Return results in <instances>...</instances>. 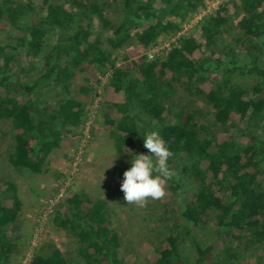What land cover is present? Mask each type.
Listing matches in <instances>:
<instances>
[{"label": "trees", "instance_id": "trees-1", "mask_svg": "<svg viewBox=\"0 0 264 264\" xmlns=\"http://www.w3.org/2000/svg\"><path fill=\"white\" fill-rule=\"evenodd\" d=\"M216 1L0 0L6 33L0 43V121L12 133L10 165L49 171V157L65 133L74 134L84 122L105 63L110 73L104 90L124 95L105 113L115 151L147 153L146 130H157L167 142L174 175L166 183L175 198L169 212L176 223L157 241L152 264H242L240 249L264 246V0H219L187 34L148 55ZM95 19L102 24L96 33ZM20 52L29 59L15 74ZM82 72L88 82L79 85L83 97L77 98L70 94ZM166 74L170 78L162 81ZM245 75L255 81H237ZM175 85L202 96L215 122L229 125L209 131L197 108L174 97ZM0 192V264H9L16 240L7 228L17 221L22 198L14 179L0 177ZM62 206L53 221L75 238L76 256L54 246L36 251L27 264H125L123 235L105 198L70 187ZM209 226L212 236L202 243L197 232Z\"/></svg>", "mask_w": 264, "mask_h": 264}, {"label": "rangeland", "instance_id": "rangeland-1", "mask_svg": "<svg viewBox=\"0 0 264 264\" xmlns=\"http://www.w3.org/2000/svg\"><path fill=\"white\" fill-rule=\"evenodd\" d=\"M218 1L209 4L205 11L192 18L190 22L184 23L181 29L182 34H187L200 16L210 11ZM68 6L71 7L70 4ZM161 6L162 3L158 2L156 8L159 9ZM235 21L234 18L231 19V24H234ZM3 27L0 23V43L5 41L6 36ZM93 28L95 33L102 31L101 22L95 19ZM235 30L237 31V28ZM105 36L106 34L103 37ZM171 38H161L148 51L149 57L160 54L169 47L166 43L171 42ZM118 53L120 56L123 55L122 51ZM17 58L18 60L12 65V69L15 74H21V67L26 66L29 58H26L24 52L18 53ZM102 69L103 72H97L101 83L96 86V91L87 105L86 117L91 105L95 103L97 104V112L91 125L89 142L77 170L73 171L72 159L80 142L82 125L76 128L74 134L65 133L61 147L55 149L49 157V171L34 173L29 169L15 168L10 165L8 156L13 147L12 133L9 125L5 121H0V177L16 180L22 198V208L17 221L7 228L16 240V250L9 264H27L36 251L49 252L54 246L71 256H76L77 243L75 238L56 226L53 221L56 210L63 208L62 205L70 187L73 190H85L92 198L103 197L107 200L113 225L123 235L120 256L125 264H152L151 257L157 241L176 223L172 213L170 214L175 198L167 183L164 185L166 194L163 197L155 200L148 198L142 207L136 204H127L123 199L120 182L125 165L130 162V156L128 153L119 154L115 151L109 134L110 128L105 123V113L108 111V106L111 107L113 103L123 101L124 95L104 90L103 84L109 76L110 68L105 63ZM86 78V73L78 74L70 95L77 98L83 97L79 85L87 84ZM169 78L170 75L166 74L161 80L166 81ZM236 79L246 85L255 81V77L252 75L238 76ZM175 87L177 92L174 97L179 96L183 102L188 101L191 108H197L199 110L198 119L206 125L209 131H215L229 125L228 123L223 126L215 122L212 107L202 96L190 95L183 85H175ZM54 91L61 92L63 89L58 88ZM54 91L51 94H54ZM171 101V99L166 100V103L169 105ZM172 108L176 109L177 106L172 104ZM111 113L112 116H115L114 109ZM166 117L168 122L173 121L169 111L166 112ZM259 131L264 135L263 128H260ZM57 173L62 174L57 176ZM65 173L69 175L72 173L73 177L67 188L65 198L63 200L60 198L53 213L43 216L42 208L48 205L45 202L52 199L53 196L55 197L53 192L55 181L65 178ZM0 197H2L1 192ZM4 200L11 204V198L4 197ZM212 233L211 226L197 232L202 243H207ZM184 245L191 246L190 241L186 238ZM237 257V261L242 264H264V246L242 248Z\"/></svg>", "mask_w": 264, "mask_h": 264}, {"label": "clouds", "instance_id": "clouds-1", "mask_svg": "<svg viewBox=\"0 0 264 264\" xmlns=\"http://www.w3.org/2000/svg\"><path fill=\"white\" fill-rule=\"evenodd\" d=\"M142 146L147 153H129L130 166L123 171L120 182L127 204L141 207L148 198L163 197L166 194L164 185L174 175L168 163L173 153L157 130L145 131Z\"/></svg>", "mask_w": 264, "mask_h": 264}, {"label": "built area", "instance_id": "built-area-1", "mask_svg": "<svg viewBox=\"0 0 264 264\" xmlns=\"http://www.w3.org/2000/svg\"><path fill=\"white\" fill-rule=\"evenodd\" d=\"M182 34V31H179L176 35H174L171 38V42L175 41L176 38ZM170 41H168L166 43L167 46H170ZM96 103L91 105L89 112H87V119L84 121V123L82 124V129H81V136H80V142L78 144V148L76 150V153L73 155V159H72V165L73 168L75 170H77L80 166L81 163V159L83 157L85 148L89 142V137H90V130H91V125L94 121V118L96 116V112H97V107H96ZM66 177L63 179H58L57 181H55L54 183V194L55 197L53 196L52 199L47 200L45 203H47V206H44L42 208V215H50L51 213L54 212V210H56V204L59 202L60 198H62V200L65 198V194L67 192V188L70 185L71 179H73L72 177V173L69 175L68 173H65ZM58 205V204H57Z\"/></svg>", "mask_w": 264, "mask_h": 264}]
</instances>
